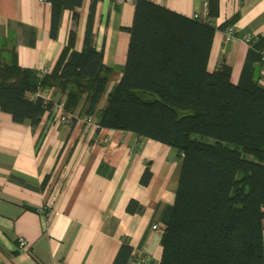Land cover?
Returning a JSON list of instances; mask_svg holds the SVG:
<instances>
[{"label":"trees","instance_id":"trees-1","mask_svg":"<svg viewBox=\"0 0 264 264\" xmlns=\"http://www.w3.org/2000/svg\"><path fill=\"white\" fill-rule=\"evenodd\" d=\"M50 2L56 37L64 10L76 24L83 0ZM93 0L83 47L75 49L69 30L51 70L23 67L0 57V109L17 122L37 125L54 105L38 92L65 95V111L90 116L98 127L131 131L173 147L182 160L179 185L162 235L159 264H264V85L245 64L239 82L221 60L208 67L219 26V0H208V19L189 17L151 0H135L127 60L118 83L98 111L113 68L104 47L94 43ZM250 49L262 61L264 35L253 36ZM263 63V62H262ZM147 168L141 178L148 184ZM141 209L131 199L127 210ZM132 247L124 242L112 264H127Z\"/></svg>","mask_w":264,"mask_h":264},{"label":"crops","instance_id":"crops-1","mask_svg":"<svg viewBox=\"0 0 264 264\" xmlns=\"http://www.w3.org/2000/svg\"><path fill=\"white\" fill-rule=\"evenodd\" d=\"M93 0L78 7L76 24L64 10L56 37L51 4L43 0H0V57L23 67L51 70L76 30L75 49L83 47ZM189 17L208 19V0H151ZM135 0H98L94 9V43L104 47V62L113 68L97 110L120 80L127 60ZM235 27L228 38L215 32L208 67L221 60L239 82L245 64L264 85V64L242 35H264V0H219L214 24ZM241 36V37H240ZM54 105L41 121L17 122L0 109V264H112L120 246L132 247L127 264H159L162 235L170 219L182 160L176 150L131 131L98 127V113L75 111L70 124L57 119V102L65 95L52 89ZM152 173L148 184L141 178ZM131 199L141 209L127 210ZM159 224V229H153ZM264 226V220H263ZM19 238L26 243L21 245ZM264 243V231H263Z\"/></svg>","mask_w":264,"mask_h":264},{"label":"built area","instance_id":"built-area-1","mask_svg":"<svg viewBox=\"0 0 264 264\" xmlns=\"http://www.w3.org/2000/svg\"><path fill=\"white\" fill-rule=\"evenodd\" d=\"M44 1V0H43ZM46 1V0H45ZM117 3H123V2H129V1H132V0H115ZM226 31V34H227V37L230 38L232 37L233 35L236 34L235 32V27L234 25H231L229 27H227V29L225 30ZM242 39L249 44L250 46V43L253 39V35L249 34V33H245L242 35ZM262 62L264 64V56L262 58ZM47 69L45 70H41V72H46ZM37 95H40L44 98L45 101H48V100H51L53 99V92H52V89L48 88L44 91H40L37 93ZM64 99L60 100L57 102V119L62 122V123H66V124H70L73 119H74V114L73 113H70V112H67L65 111V108H64ZM85 120L87 122H93V119L91 116H87L85 118ZM96 125L98 126V124L96 123ZM160 225L159 224H154L153 225V229H159ZM19 242L20 244L23 246L25 245L26 241L24 238H19ZM149 263V258L147 256H143L141 257L140 261H139V264H148Z\"/></svg>","mask_w":264,"mask_h":264},{"label":"bare ground","instance_id":"bare-ground-1","mask_svg":"<svg viewBox=\"0 0 264 264\" xmlns=\"http://www.w3.org/2000/svg\"><path fill=\"white\" fill-rule=\"evenodd\" d=\"M235 36H236V34H235ZM241 37V36H240Z\"/></svg>","mask_w":264,"mask_h":264}]
</instances>
